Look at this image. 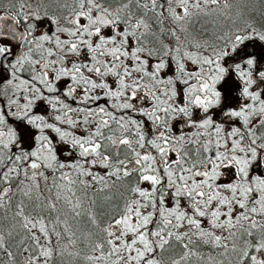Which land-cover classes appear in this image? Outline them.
I'll return each mask as SVG.
<instances>
[{
  "label": "snow or ice",
  "instance_id": "6c2138e0",
  "mask_svg": "<svg viewBox=\"0 0 264 264\" xmlns=\"http://www.w3.org/2000/svg\"><path fill=\"white\" fill-rule=\"evenodd\" d=\"M221 4L226 15L229 0H62V17L0 15V210L19 198L13 218L34 245L22 250L25 264H51L62 239L76 244L59 204L78 218V191L132 175L130 198L92 242L90 264H163L171 240L185 249L171 264L196 255L197 240L238 252L239 264H264V70L252 53L230 63L247 42H264V31L245 22L214 43L182 36L194 16ZM43 20L52 31H39ZM233 75L239 108L228 107ZM221 105L238 125L213 119ZM9 117L21 123L12 127ZM181 118L193 131L174 130ZM58 141L77 159L61 160ZM34 198L41 211L26 214L24 200ZM88 219L99 227L94 214ZM7 237L0 230V250L14 262Z\"/></svg>",
  "mask_w": 264,
  "mask_h": 264
},
{
  "label": "trees",
  "instance_id": "16d2710c",
  "mask_svg": "<svg viewBox=\"0 0 264 264\" xmlns=\"http://www.w3.org/2000/svg\"><path fill=\"white\" fill-rule=\"evenodd\" d=\"M67 3H71V0H66ZM115 2V0H114ZM22 7L38 11L40 14L47 13L49 16L62 17L65 14V10L62 6V0H0V10L7 11L13 16L20 18L24 9ZM135 11V9H133ZM151 16V13L149 14ZM48 21V20H46ZM256 24H258L256 22ZM259 25V24H258ZM261 25V24H260ZM194 26V25H193ZM233 26H227L225 31H229ZM264 31V24L261 25ZM196 29V28H195ZM196 35H204L196 29ZM208 38L207 41L210 40ZM255 46L253 54L258 60V67L264 63V42ZM234 79V76L232 77ZM261 87H264L262 85ZM229 107V106H228ZM217 114L213 116V119L217 120V116L224 112V107L216 110ZM227 121V120H224ZM20 122L15 119H10L9 124L12 127H16ZM238 125V124H236ZM136 183V176L132 175L123 181H117V183L104 191H89L87 195L78 191L77 195L82 198L84 205L83 214L78 218H73L71 212L68 210L64 212L60 210L62 218L67 217L70 232L76 234V244H68L67 239H62L57 247L60 255H54L51 264H90L87 260L89 255H92L91 244L102 238L103 233L101 228L105 227L112 214L118 209L117 205L122 206L124 200L130 197L128 188ZM48 193H45L47 196ZM95 201L93 204L92 201ZM19 202V198L13 200V206L8 209L0 210V230L4 232L7 237V233L11 232L12 235L7 237L6 246L15 257L14 262L10 260L3 251L0 250V264H25V256L23 254V248L33 247V242L28 237L25 230L17 223L18 218H13V214L16 210L15 205ZM44 201H38L35 198L31 201L25 199V212L29 215H35L40 212L39 204ZM59 207V205H58ZM92 213L96 216L99 227L92 225L88 219V214ZM187 242V241H185ZM192 249L196 252V255L189 256L186 260L181 261V264H239V253L225 254L220 248H213V246L203 244L200 241H196L191 245ZM65 248L67 250H65ZM185 252L182 244L178 241L171 240L169 246L161 254L163 264H171L173 260H179L181 255Z\"/></svg>",
  "mask_w": 264,
  "mask_h": 264
},
{
  "label": "rangeland",
  "instance_id": "374dc122",
  "mask_svg": "<svg viewBox=\"0 0 264 264\" xmlns=\"http://www.w3.org/2000/svg\"><path fill=\"white\" fill-rule=\"evenodd\" d=\"M229 5H230V11L227 12V14L225 15L224 12V7L223 4H221L220 8L215 9V11L208 16H205L203 14L198 15V16H194L192 18L191 23L186 24V27L188 28V31L186 33H183L182 36H186L188 40L190 41H200V42H206L208 40L209 37L210 40L207 42L210 43H214L217 38L220 36L221 33L227 34L230 30H235L238 27H243V25L245 24V22H251L253 23L257 29L262 30L261 25L264 24V0H229ZM21 9H24L23 14H25L28 11H33L32 9H28L25 7L21 6ZM1 11V10H0ZM15 18L19 19L18 17L14 16ZM256 22L259 24H256ZM261 24V25H260ZM194 25V26H193ZM227 26H233L232 29H230L229 31H225V28ZM20 27L23 28L24 27V23L23 21H21ZM199 30V32L204 33V35H196V29ZM53 29V25L50 24L49 21L43 20L40 22V29L39 31H52ZM263 31V30H262ZM111 33H106V35H110ZM4 43H8V40H4ZM260 41L255 40V41H250L247 42L248 46L246 49H243L242 47V51L240 52L239 56H233L232 60L230 61V63L232 62H239L241 60V58L246 54V53H252L253 54V50L255 49V46L259 45ZM15 51V49H14ZM21 51H23V49H21ZM261 70H264V63L263 65L260 66ZM166 75L171 74L170 72L165 73ZM234 76V79L232 78L229 81L230 87H229V92H230V96H229V104L228 106L230 108H239L241 106L242 103H244V99L243 97L240 96V90H239V77L238 76ZM61 90H63V86H66L67 81H61ZM40 111L47 115L48 113V109L46 105H40ZM222 108V105L220 107H217L213 110L210 111L209 114L211 115H216L217 114V109ZM203 113L199 110L194 111L193 114V119L199 120L203 117ZM217 122L222 123L225 127V129H230L233 126H236V124H239V121L235 118H229L227 116L224 115V112L220 114V116H217ZM10 119H14L12 117H9V121ZM227 120V121H224ZM19 122V121H18ZM21 123V122H20ZM174 125V130L175 131H187V132H191L193 131L192 129H188L185 125H184V120L181 119H177L176 121L173 122ZM30 131L35 133L37 130L34 128H30ZM51 135H55V133H51ZM58 140V138H57ZM31 144L34 145V142H31ZM22 146L25 149H29L30 150V143H22ZM57 147V154L59 156V158L61 160H74L77 159V154L76 151L72 152L71 156H67L66 153L68 151H70V147L69 145L63 143V142H57L56 144ZM94 171L96 172H100L101 174H103V172L105 171L102 168L97 167ZM259 171L264 172V165L261 166V168L259 169ZM231 177V170H226V176L222 178L223 182H227L228 180H230ZM144 187H147V184L144 185ZM130 198V197H129ZM59 208L61 210H63L64 212L67 211V206L63 203L59 204ZM107 225V224H106ZM105 225V226H106ZM236 245L238 248H242L244 246V242L243 240H241L239 238V234L237 236V239L235 241ZM216 248V247H213Z\"/></svg>",
  "mask_w": 264,
  "mask_h": 264
},
{
  "label": "water",
  "instance_id": "95a60500",
  "mask_svg": "<svg viewBox=\"0 0 264 264\" xmlns=\"http://www.w3.org/2000/svg\"><path fill=\"white\" fill-rule=\"evenodd\" d=\"M0 15H6V16H8V17H14L12 14H10L9 12H7V11H0ZM15 18V17H14ZM7 23V22H6ZM20 51H21V49H20Z\"/></svg>",
  "mask_w": 264,
  "mask_h": 264
}]
</instances>
